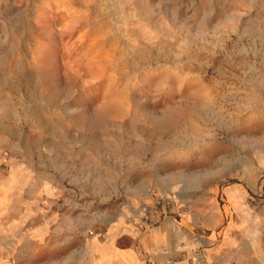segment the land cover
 I'll use <instances>...</instances> for the list:
<instances>
[{"label":"rangeland","instance_id":"1","mask_svg":"<svg viewBox=\"0 0 264 264\" xmlns=\"http://www.w3.org/2000/svg\"><path fill=\"white\" fill-rule=\"evenodd\" d=\"M161 192L160 264H264V0H0V264L136 247Z\"/></svg>","mask_w":264,"mask_h":264},{"label":"crops","instance_id":"2","mask_svg":"<svg viewBox=\"0 0 264 264\" xmlns=\"http://www.w3.org/2000/svg\"><path fill=\"white\" fill-rule=\"evenodd\" d=\"M174 213H176L175 208L172 213L162 215L154 223L139 222V229L137 230L143 232V237L140 238L136 247L133 245L125 248L119 247L116 242L117 239L112 237V245L108 248L107 256L98 258V261L91 264H160L166 255L165 251L173 250L172 237L176 235L179 225ZM158 222L160 223L156 225ZM164 222L170 224L165 227ZM173 229L177 231L174 233ZM114 231L117 232V229L114 228ZM113 232L112 236L116 234ZM168 236L169 241L166 239ZM176 240H178L177 236Z\"/></svg>","mask_w":264,"mask_h":264},{"label":"built area","instance_id":"3","mask_svg":"<svg viewBox=\"0 0 264 264\" xmlns=\"http://www.w3.org/2000/svg\"><path fill=\"white\" fill-rule=\"evenodd\" d=\"M173 210L174 202L172 198L161 192L154 194L152 202L139 208L138 216L143 222L154 223L159 217L170 214Z\"/></svg>","mask_w":264,"mask_h":264},{"label":"bare ground","instance_id":"4","mask_svg":"<svg viewBox=\"0 0 264 264\" xmlns=\"http://www.w3.org/2000/svg\"><path fill=\"white\" fill-rule=\"evenodd\" d=\"M39 79L41 80L42 83L43 82H47V80H48V74H46L45 72H41L39 74ZM48 95H49L50 98H54V96H55V94L52 91L49 92Z\"/></svg>","mask_w":264,"mask_h":264}]
</instances>
